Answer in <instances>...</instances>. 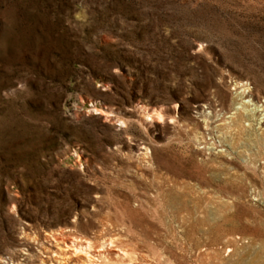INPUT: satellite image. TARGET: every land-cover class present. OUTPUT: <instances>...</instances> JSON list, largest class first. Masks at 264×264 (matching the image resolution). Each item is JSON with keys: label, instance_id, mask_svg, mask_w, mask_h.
Instances as JSON below:
<instances>
[{"label": "rangeland", "instance_id": "obj_1", "mask_svg": "<svg viewBox=\"0 0 264 264\" xmlns=\"http://www.w3.org/2000/svg\"><path fill=\"white\" fill-rule=\"evenodd\" d=\"M0 264H264V0H0Z\"/></svg>", "mask_w": 264, "mask_h": 264}, {"label": "bare ground", "instance_id": "obj_2", "mask_svg": "<svg viewBox=\"0 0 264 264\" xmlns=\"http://www.w3.org/2000/svg\"><path fill=\"white\" fill-rule=\"evenodd\" d=\"M148 118V117H147ZM80 240H76L74 244H72V247H69L66 245L67 250L71 249V251H73V254H79V253H83L87 258H88V262H91V256L89 254V250L92 249V245L90 243V241L85 242L84 244H81ZM123 254V258H129V254L125 251H122Z\"/></svg>", "mask_w": 264, "mask_h": 264}]
</instances>
